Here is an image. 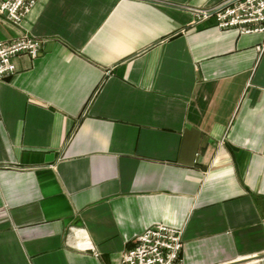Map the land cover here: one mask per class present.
Returning <instances> with one entry per match:
<instances>
[{
	"label": "crops",
	"instance_id": "crops-1",
	"mask_svg": "<svg viewBox=\"0 0 264 264\" xmlns=\"http://www.w3.org/2000/svg\"><path fill=\"white\" fill-rule=\"evenodd\" d=\"M223 0H37L0 41V264H120L153 224L183 264L264 254V32L196 22Z\"/></svg>",
	"mask_w": 264,
	"mask_h": 264
},
{
	"label": "built area",
	"instance_id": "built-area-1",
	"mask_svg": "<svg viewBox=\"0 0 264 264\" xmlns=\"http://www.w3.org/2000/svg\"><path fill=\"white\" fill-rule=\"evenodd\" d=\"M37 0H0V15L12 26H19L23 15ZM195 21L212 19L217 28H234L241 34L264 32V0H223L204 9H188ZM40 40L21 36L9 42L0 41V79L15 72L12 58L25 54L35 58ZM264 46H258L261 52ZM182 231L165 224H153L133 239L131 248L120 257V264H183Z\"/></svg>",
	"mask_w": 264,
	"mask_h": 264
},
{
	"label": "rangeland",
	"instance_id": "rangeland-1",
	"mask_svg": "<svg viewBox=\"0 0 264 264\" xmlns=\"http://www.w3.org/2000/svg\"><path fill=\"white\" fill-rule=\"evenodd\" d=\"M37 2V1H36ZM35 2V3H36ZM34 3V4H35ZM33 7V6H32ZM31 7V8H32ZM30 8V9H31ZM29 9V10H30ZM29 12V11H28ZM28 12H26L24 15H23V17H22V19H21V22L23 21V18L25 17V15L28 13ZM4 19H5V21L11 26V27H13V28H15V29H19L20 28V26H21V22H20V24H19V26H17V27H15V26H12L8 21H7V19L5 18V16H4ZM24 35H27V36H29L30 34H27V33H20L19 35H18V37H21V36H24ZM30 36H32V35H30ZM18 37H16V38H18ZM32 37H35V36H32ZM16 38H14V39H16ZM35 38H37V37H35ZM14 39H12V40H14ZM37 39H39V38H37ZM40 40V42H42L41 41V39H39ZM11 41V40H10ZM3 42V41H2ZM7 42H9V41H7ZM40 45H41V43H40ZM19 55H21V54H19ZM23 55H25V54H23ZM27 56V55H26ZM29 57V56H28ZM14 58V57H13ZM30 58V57H29ZM14 74V73H13ZM13 74H11V75H13ZM11 75H9V76H11ZM8 76V77H9ZM7 78V77H6ZM2 79H4V78H2ZM231 264H264V254L263 255H260V256H256V257H251V258H245V259H241V260H238V261H236V262H234V263H231Z\"/></svg>",
	"mask_w": 264,
	"mask_h": 264
}]
</instances>
